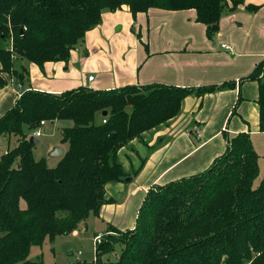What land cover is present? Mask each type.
I'll list each match as a JSON object with an SVG mask.
<instances>
[{"label":"trees","instance_id":"obj_1","mask_svg":"<svg viewBox=\"0 0 264 264\" xmlns=\"http://www.w3.org/2000/svg\"><path fill=\"white\" fill-rule=\"evenodd\" d=\"M231 1V10L241 2ZM225 4L226 0H0V85L5 83L2 72L20 83L27 79L24 68L13 69L15 58L39 67L66 61L105 9L126 5L132 14L149 8L194 9L196 21L206 26L211 38ZM248 78L258 82V127L264 132V61ZM222 86L23 91L0 117V136L16 137L15 145L0 155V264H41L28 259L31 246L75 230L108 201L106 183L126 177L116 157L119 148L174 117L188 93ZM41 120L72 121L60 130L59 145L66 148L54 166L32 154L35 143L29 139ZM257 174L258 155L250 134L227 138L226 150L202 172L150 188L135 227L117 230L119 238L108 234L102 239L96 264H264V177L254 187ZM20 199L25 201L23 208ZM116 243H121L119 256L102 260Z\"/></svg>","mask_w":264,"mask_h":264},{"label":"crops","instance_id":"obj_2","mask_svg":"<svg viewBox=\"0 0 264 264\" xmlns=\"http://www.w3.org/2000/svg\"><path fill=\"white\" fill-rule=\"evenodd\" d=\"M240 1L231 10L232 1L226 0L211 38L206 26L196 21L194 9L149 8L136 14L126 5L105 9L66 61L39 67L15 58L13 69L27 73L23 83L1 73L5 83L0 85V117L25 90L58 94L80 86L109 90L146 84L184 89L224 85L188 93L174 117L119 148L116 157L126 177L106 183L108 201L75 230L87 229L88 222L97 235L131 230L150 188L202 172L226 150L227 138L239 132L250 134L255 150V141H264L258 127V82L248 78L264 61V0ZM61 121L67 122L64 127L72 125ZM0 137L16 143L15 136ZM49 158L57 163L60 157Z\"/></svg>","mask_w":264,"mask_h":264},{"label":"rangeland","instance_id":"obj_3","mask_svg":"<svg viewBox=\"0 0 264 264\" xmlns=\"http://www.w3.org/2000/svg\"><path fill=\"white\" fill-rule=\"evenodd\" d=\"M100 117L101 114L97 113L96 119L98 120ZM66 123V121L61 120L46 121L45 125L41 127L42 134L40 137L36 138L37 143H35L32 149L33 157L36 160L45 158L47 165H56V163H54V161L47 156L49 150L46 151V147L47 145L53 143H55L53 146H60V130L66 125ZM12 143L13 138L8 140L0 137V155L8 148H12ZM255 147L259 165L258 174L252 184L254 187L257 186L260 180L264 177V141H261L260 143L255 141ZM61 148H64L65 150L66 146L64 145ZM154 187H157V185ZM19 203L20 207H25V201L23 199H20ZM94 232L97 233L98 231L94 229L91 222H88L87 229H77L66 235H57L53 241L46 239L40 245L31 246L28 259L41 264H96L94 237L97 234ZM101 234L103 235V239H107L108 234L116 235V238L120 237L119 232L117 233L115 230L111 232L107 231L105 234ZM120 250L121 243H116L114 250L104 254L101 259H116L119 256Z\"/></svg>","mask_w":264,"mask_h":264},{"label":"built area","instance_id":"obj_4","mask_svg":"<svg viewBox=\"0 0 264 264\" xmlns=\"http://www.w3.org/2000/svg\"><path fill=\"white\" fill-rule=\"evenodd\" d=\"M221 47L224 48V49H229V46L226 45V44H221ZM92 78H93L92 76L88 77L89 80H91ZM18 97H19V95H18ZM102 122H105V119H103ZM45 123H46L45 120H41V121L39 122L38 126L32 131V134H31V135H32L34 138H37V137H40V136H41V134H42V132H41V127H42L43 125H45ZM102 236H103L102 234H98V235H96V236L94 237V242H95V243H94V244H95V253H96V247H97V245H98L99 243H101V241H102V239H103Z\"/></svg>","mask_w":264,"mask_h":264},{"label":"water","instance_id":"obj_5","mask_svg":"<svg viewBox=\"0 0 264 264\" xmlns=\"http://www.w3.org/2000/svg\"><path fill=\"white\" fill-rule=\"evenodd\" d=\"M107 112L103 111L101 114L105 115ZM110 136H114L113 133L110 134ZM30 142L31 143H37V139L34 138L33 136L30 137ZM63 149L60 146H53L51 147V149H49L47 156L48 157H59L60 155H62Z\"/></svg>","mask_w":264,"mask_h":264}]
</instances>
